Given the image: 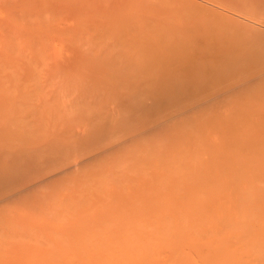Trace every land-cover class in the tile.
I'll return each mask as SVG.
<instances>
[{
	"label": "bare ground",
	"instance_id": "obj_1",
	"mask_svg": "<svg viewBox=\"0 0 264 264\" xmlns=\"http://www.w3.org/2000/svg\"><path fill=\"white\" fill-rule=\"evenodd\" d=\"M0 264H264V0H0Z\"/></svg>",
	"mask_w": 264,
	"mask_h": 264
}]
</instances>
